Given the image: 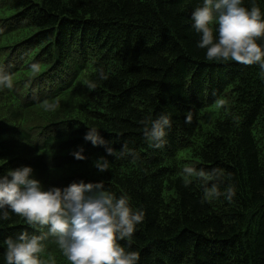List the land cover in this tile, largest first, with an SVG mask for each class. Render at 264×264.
I'll return each instance as SVG.
<instances>
[{
    "label": "trees",
    "instance_id": "trees-1",
    "mask_svg": "<svg viewBox=\"0 0 264 264\" xmlns=\"http://www.w3.org/2000/svg\"><path fill=\"white\" fill-rule=\"evenodd\" d=\"M201 3L0 0L4 65L25 41L38 78L80 104V121L72 116L67 125L62 112L38 126L11 75L12 109H0V174L31 166L46 189L83 179L127 194L145 212L121 242L139 252V264H264V70L206 59L191 19ZM244 3L264 11V0ZM162 115L171 127L155 147L146 128ZM88 127L103 144L85 139ZM101 157L104 172L94 167ZM25 230L47 229L16 215L0 221V264L3 241ZM41 259L70 264L51 239Z\"/></svg>",
    "mask_w": 264,
    "mask_h": 264
},
{
    "label": "clouds",
    "instance_id": "clouds-1",
    "mask_svg": "<svg viewBox=\"0 0 264 264\" xmlns=\"http://www.w3.org/2000/svg\"><path fill=\"white\" fill-rule=\"evenodd\" d=\"M191 19L199 35L197 47L205 50L208 61H235L264 70V11L258 6L246 7L244 0H202ZM32 68L38 70L37 65ZM13 86L11 73L0 68V89ZM87 87L94 90L97 83L89 81ZM170 127L171 117L162 115L151 121L146 137L155 147H162ZM85 139L93 145L104 143L94 127L89 128ZM107 152L114 154L110 147ZM74 155L85 158L81 152ZM94 167L104 172L109 161L101 157ZM12 215L23 217L29 226L47 230L40 234L25 230L6 238V264H44L41 253L50 239L70 264H139V252L121 242L132 239L145 212L134 208L127 194L117 196L102 182L81 180L46 189L31 166L8 169L0 174V221H9Z\"/></svg>",
    "mask_w": 264,
    "mask_h": 264
}]
</instances>
